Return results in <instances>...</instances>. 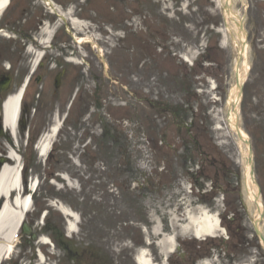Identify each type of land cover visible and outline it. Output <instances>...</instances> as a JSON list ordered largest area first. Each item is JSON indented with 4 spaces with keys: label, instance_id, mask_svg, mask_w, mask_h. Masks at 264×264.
<instances>
[{
    "label": "rangeland",
    "instance_id": "obj_1",
    "mask_svg": "<svg viewBox=\"0 0 264 264\" xmlns=\"http://www.w3.org/2000/svg\"><path fill=\"white\" fill-rule=\"evenodd\" d=\"M20 1L32 12L31 36L58 18L47 4L70 10L84 26L58 29L31 74L24 124L15 138L7 130L5 150L29 162L23 192L31 181L38 185L27 229L0 264H137L141 248L160 262V249L172 244L168 264H264L254 230L264 235V0ZM239 31L247 68L237 57ZM6 33L0 57L9 68L7 58L16 59L15 88L30 72L31 42ZM77 36L85 43H75ZM238 70L236 109L227 97ZM234 109L252 151L250 185L249 150L228 121ZM53 115L62 123L47 157L34 146L24 151L26 138L46 133ZM180 124L186 132L177 131ZM54 203L78 213L76 232ZM203 210L217 213L222 236L190 234ZM55 228L71 240L75 258L53 240L38 242Z\"/></svg>",
    "mask_w": 264,
    "mask_h": 264
},
{
    "label": "bare ground",
    "instance_id": "obj_2",
    "mask_svg": "<svg viewBox=\"0 0 264 264\" xmlns=\"http://www.w3.org/2000/svg\"><path fill=\"white\" fill-rule=\"evenodd\" d=\"M8 0H0V13L6 8ZM53 11L59 16L63 21H70L71 26L74 29L81 30L84 24L80 23L77 18H74L72 12L69 10L65 14L63 11L58 8H54ZM54 31V27L50 28L47 22L40 27L39 37L37 38V45H29L27 47V52L31 57L30 60V72H32L39 61L42 49L46 47V44L50 41L52 34ZM238 39L241 42L239 50L244 48L240 54H242L241 64L243 67L247 68L246 65V47L244 45V37L241 31L238 32ZM82 41V39H80ZM71 59V58H70ZM72 60V59H71ZM29 72V73H30ZM236 80L234 84L229 89V94L227 97L228 105H235L237 109V104L239 102V90L240 85L242 84V76L240 71H236ZM28 80V79H27ZM27 81L25 82L21 93L14 94L8 96L7 100L4 102V123L7 130H9L11 136L15 137L17 134V121L19 117L20 103L22 101L25 86ZM236 109L231 110L229 114L228 121L230 122L231 127L237 134V124H236ZM61 120L54 116V120L51 128L48 129L46 133H44L38 140L36 149L40 157H44L49 149L53 141L57 136V130L60 127ZM241 138H239L240 142L246 141L248 139L247 134L241 130ZM246 149H248V145L245 143ZM8 159H12L13 163L8 164L5 163L0 169V204L1 201L5 200V196L9 193L8 198L13 196V193L16 195L15 200L11 205L5 202L2 207L0 205V263L8 258L14 251L16 243L18 241V232L20 226L23 224V220L25 219L26 214L32 210V197L30 195H26L23 193V183H22V175L19 174V169L21 165V157L18 153L12 148L8 149L7 152ZM250 163L249 159L246 160V168H245V177L247 184L250 185ZM67 180L68 177L66 176ZM70 184V182L68 181ZM33 187V182L31 181L28 188ZM31 194V190L27 192V194ZM13 196V197H14ZM12 197V198H13ZM12 200V199H11ZM257 204L259 207H262L261 202L258 200ZM53 206L64 216L67 218V231L69 233L76 232L77 228L75 224L78 222V218L76 213L71 210L66 205L59 203H54ZM217 213H210L206 210L202 212V219L197 224L193 225L190 228V234L195 236H203V235H213V236H222L224 233L223 226L218 223ZM49 239L45 236H41L38 242H47ZM174 250V244L170 245L168 248L162 247L160 249L162 259L167 257L169 253ZM41 259H43L42 253H39ZM136 263L137 264H156L149 256L148 253L145 252L144 248H141L136 254Z\"/></svg>",
    "mask_w": 264,
    "mask_h": 264
},
{
    "label": "flooded vegetation",
    "instance_id": "obj_3",
    "mask_svg": "<svg viewBox=\"0 0 264 264\" xmlns=\"http://www.w3.org/2000/svg\"><path fill=\"white\" fill-rule=\"evenodd\" d=\"M11 3L9 8H7L3 13L0 14V30L8 31L11 33L16 34L19 39H25L26 41L30 40L31 32L35 31L36 27H33V25L30 22V19L32 18L31 11L27 10V6L22 3L20 0H9ZM8 60H11V67L9 69H6L5 66V58L0 57V160L4 158L6 160V150L4 148V140L7 137L6 129H1L2 124V116H3V110H2V102L6 98V96L12 92V90H15L20 82L22 81L24 77V73L20 74L19 83L14 88V82H13V76H15V73H18L17 67L15 65L16 59L15 58H7ZM10 78L7 85H5L4 80L6 78ZM36 76L33 79V83L35 81ZM31 87V86H30ZM30 89L28 90L24 106L21 109L20 112V128L25 122V116H26V110L28 108V100H29V94ZM29 133V129H28ZM36 133L32 132L30 134L31 141H28L27 147L24 148V151H27L28 149H31L30 144L34 143L36 138ZM30 139V138H29ZM29 154V153H28ZM1 163V161H0Z\"/></svg>",
    "mask_w": 264,
    "mask_h": 264
},
{
    "label": "trees",
    "instance_id": "obj_4",
    "mask_svg": "<svg viewBox=\"0 0 264 264\" xmlns=\"http://www.w3.org/2000/svg\"><path fill=\"white\" fill-rule=\"evenodd\" d=\"M99 100H100V97H96L95 105H96L97 107L100 105V104L98 103ZM149 106L152 107V108H155L154 102H152V104H149ZM157 109H158V108H157ZM158 110H159V109H158ZM161 111H162V110H161ZM104 129H105V127H104ZM178 130H179V131L182 130V131L186 132L187 129L184 128V126H182V125L180 124V126H178L177 131H178ZM26 165L28 166V165H29V162H28ZM122 188H123V186H122L121 184H118V189H119L120 191H122ZM82 218H83V220H84V219H85V216L83 215ZM46 224H47V226H50V225H51L50 220H48ZM55 229H56V230L53 231L54 234L51 233L52 239L56 242V244H57L58 246H60V247L64 250V252H68V253L71 255L70 257L75 258V253H76V251L73 250V248H72L71 240H68V239L64 238V237H63L64 235H63L62 231L58 230L57 228H55ZM200 246H201V245L198 244V247H200ZM169 264H171V262H170Z\"/></svg>",
    "mask_w": 264,
    "mask_h": 264
},
{
    "label": "water",
    "instance_id": "obj_5",
    "mask_svg": "<svg viewBox=\"0 0 264 264\" xmlns=\"http://www.w3.org/2000/svg\"><path fill=\"white\" fill-rule=\"evenodd\" d=\"M240 28H242V23H240ZM243 50V48H241V50H240V52ZM241 55L242 54H240L239 53V55H238V57L240 58L241 57ZM7 81L8 80H5V83H7ZM241 87V86H240ZM20 91H21V88L18 90V92L17 93H20ZM237 134H238V137L239 138H241V133H240V130L239 129H237ZM244 141V140H243ZM244 142H246V143H248L249 144V141H248V139L246 140V141H244ZM249 153H250V155H251V149H250V147H249ZM252 162V159H251V157L249 158V163H251ZM2 163H3V161H2ZM250 174L251 175H253V171L251 170L250 171ZM7 195H8V193H7ZM6 195V196H7ZM9 203L10 204V202H9V200L6 198L4 201H2L1 202V207H2V205L4 204V203ZM0 207V208H1ZM25 228V230L27 229V227H24ZM254 230H255V232H256V234H257V236H258V238L260 239V241H261V243H262V245H263V247H264V235L262 234V232L258 229V227L255 225V227H254ZM203 237V236H202Z\"/></svg>",
    "mask_w": 264,
    "mask_h": 264
}]
</instances>
